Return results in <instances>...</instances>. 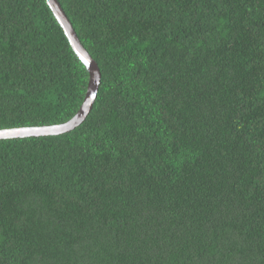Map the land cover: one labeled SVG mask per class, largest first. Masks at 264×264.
<instances>
[{"label":"trees","instance_id":"16d2710c","mask_svg":"<svg viewBox=\"0 0 264 264\" xmlns=\"http://www.w3.org/2000/svg\"><path fill=\"white\" fill-rule=\"evenodd\" d=\"M56 1L100 85L0 141V264H264V0ZM88 84L46 0H0V131Z\"/></svg>","mask_w":264,"mask_h":264},{"label":"water","instance_id":"95a60500","mask_svg":"<svg viewBox=\"0 0 264 264\" xmlns=\"http://www.w3.org/2000/svg\"><path fill=\"white\" fill-rule=\"evenodd\" d=\"M49 8L54 14L57 22L63 29L66 38L68 39L70 46L78 59L84 65L89 74V84L87 89L86 98L81 106L77 115L68 123L44 128H26L19 130L0 131V141L3 140H15V139H26V138H39L49 136H60L66 133H70L77 127H79L86 119L90 111L92 110L95 102L101 74L97 64L88 55L85 49L80 44L70 22L62 11L60 5L56 0H46Z\"/></svg>","mask_w":264,"mask_h":264}]
</instances>
